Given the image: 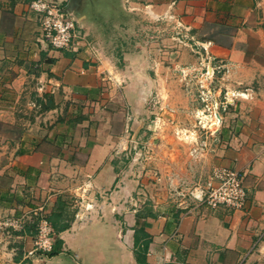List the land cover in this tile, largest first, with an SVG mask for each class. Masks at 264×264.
Here are the masks:
<instances>
[{
	"label": "crops",
	"instance_id": "0c3cea01",
	"mask_svg": "<svg viewBox=\"0 0 264 264\" xmlns=\"http://www.w3.org/2000/svg\"><path fill=\"white\" fill-rule=\"evenodd\" d=\"M30 1L0 0V123L23 125L0 145V218L42 205L68 227L47 257L26 258L34 219L12 238L0 232V264H264V63L247 53L252 37L264 47V0H58L72 3L83 33L63 50L42 38ZM169 13L208 44L216 93H245L186 161L166 141L193 134L182 123L193 120L199 57L171 32L154 40L165 53L130 36ZM217 166L240 172L245 204L178 207L172 186Z\"/></svg>",
	"mask_w": 264,
	"mask_h": 264
},
{
	"label": "built area",
	"instance_id": "2783aa9c",
	"mask_svg": "<svg viewBox=\"0 0 264 264\" xmlns=\"http://www.w3.org/2000/svg\"><path fill=\"white\" fill-rule=\"evenodd\" d=\"M29 6L40 16V27L42 38L55 49H69L73 44L83 38L82 29L79 26V20L75 13L67 10V6L58 0H31ZM165 17V18H164ZM163 18L175 30V38L181 43L190 41L189 30L183 21L174 13L166 14ZM160 17H158L159 19ZM206 50V44L201 43ZM215 69L209 66L203 73L204 80H211ZM210 84V81L209 83ZM210 97H212L210 88H207ZM245 95L238 90L227 89L223 93L222 101H216L217 111L215 119L210 122L218 128L223 123V116L219 114V109L228 110L235 106L240 97ZM208 134L205 138L209 140ZM208 141H203L207 146ZM173 198L180 208H189L205 205L211 209L219 206H226L230 209L241 208L247 198V192L244 186L243 178L240 172L227 166H217L213 169L210 178L204 182H195L188 184L181 181L172 186ZM37 221V231L34 237L33 246L27 251L26 258L34 256H49L52 252L57 233L51 225L44 206H38L24 212L20 215H6L0 218V232L8 237H14L16 232H21L30 220Z\"/></svg>",
	"mask_w": 264,
	"mask_h": 264
},
{
	"label": "rangeland",
	"instance_id": "374dc122",
	"mask_svg": "<svg viewBox=\"0 0 264 264\" xmlns=\"http://www.w3.org/2000/svg\"><path fill=\"white\" fill-rule=\"evenodd\" d=\"M162 25H154L151 23V25L146 29V31H142L141 33H134L130 36L133 38H141L149 41L148 46L151 48H155L160 53H165V51H168L164 48L162 45H158L160 43L159 41H154L156 38L160 36V32L164 33H173L175 35V30L172 26V23H169L167 20H163L161 22ZM153 30V31H152ZM162 30V31H160ZM158 32V33H157ZM128 36V35H127ZM129 36V37H130ZM164 36H162L163 38ZM159 39V38H158ZM164 39V38H163ZM160 40V39H159ZM181 43L180 41H178ZM187 44L181 43L183 46H190L192 47V52L195 54L197 57H199V62L198 65L203 68V72H201L200 76H194L193 82H196L195 86V91L193 92V97L190 98L193 102V107H191V112H189V118L192 117V122L186 123L184 126L182 123V130L183 127H187L190 131L193 130L192 136L187 137L185 133L179 134V136H170L168 137L166 143L167 147L173 146L177 152V156L183 160L186 161L188 154L190 153L191 150L195 149L198 150V152H201L204 148H206L203 145V141H209L207 138V133H212L213 130H215V126L210 122L212 119H215V111H217V105H215L216 101H222L223 98V93H220V91H217L214 88V84L216 83V78L218 74V67H217V62L215 63L214 56L212 53L208 50V44H207V49L205 50L201 43L199 42H193V41H186ZM156 44V45H155ZM248 49L250 50L251 53H254L255 56L259 61L264 63V47L260 46V42H258V38L252 37V41L248 43ZM254 51V52H253ZM209 62L211 66L215 69L214 75L211 77V80H202L204 79L203 73L209 66ZM200 77V78H199ZM188 76L186 77V79ZM201 79V80H200ZM185 81V80H184ZM191 81V80H190ZM210 81V84H208ZM215 82V83H214ZM205 84V85H204ZM207 88H210L212 97H210ZM244 96V95H243ZM187 97V96H186ZM186 97L184 96H178L177 100L178 102L182 103L180 100H186ZM174 112V110H170ZM228 110L223 111V109H219V114H221L223 117H225L226 113ZM30 110L28 108H23L20 111V117H22L23 122L26 124L25 121H27L30 116ZM183 116H186L184 112H182ZM22 123L17 124V125H12L10 123L6 122H1L0 123V145H6L9 141H13L12 139H17L19 138V135L22 131ZM208 145V144H207ZM0 159H3V161L7 160V157L3 155ZM136 166H138V162L135 163Z\"/></svg>",
	"mask_w": 264,
	"mask_h": 264
},
{
	"label": "trees",
	"instance_id": "16d2710c",
	"mask_svg": "<svg viewBox=\"0 0 264 264\" xmlns=\"http://www.w3.org/2000/svg\"><path fill=\"white\" fill-rule=\"evenodd\" d=\"M247 53L249 55V53H251L250 50H247ZM47 217H48L50 223L52 224V226L54 227V230L57 234L60 231L66 229L68 227V224H64V225H58L57 224V219H59V216L58 217L56 216V218H55L52 216L49 217L47 215ZM34 222L36 223V226H37V221L34 220ZM149 244H150V237L144 231L143 227H141L140 230H138V232H136V241H135V246H136L135 255H136V258L139 262L145 261V257H146V254H147V251L149 248ZM60 245H61V239L57 237L54 248H53L52 252L49 253V255L52 256V255L56 254L60 249L59 248Z\"/></svg>",
	"mask_w": 264,
	"mask_h": 264
},
{
	"label": "water",
	"instance_id": "95a60500",
	"mask_svg": "<svg viewBox=\"0 0 264 264\" xmlns=\"http://www.w3.org/2000/svg\"><path fill=\"white\" fill-rule=\"evenodd\" d=\"M74 2H75V4H77L79 1L78 0H74ZM67 10L76 14L75 8L72 6V3H70L67 6Z\"/></svg>",
	"mask_w": 264,
	"mask_h": 264
}]
</instances>
